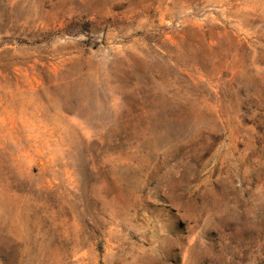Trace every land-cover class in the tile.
Wrapping results in <instances>:
<instances>
[{
  "label": "rangeland",
  "instance_id": "374dc122",
  "mask_svg": "<svg viewBox=\"0 0 264 264\" xmlns=\"http://www.w3.org/2000/svg\"><path fill=\"white\" fill-rule=\"evenodd\" d=\"M0 264H264V0H0Z\"/></svg>",
  "mask_w": 264,
  "mask_h": 264
}]
</instances>
